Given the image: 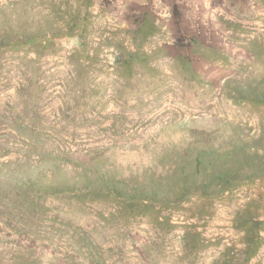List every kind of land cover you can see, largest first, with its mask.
<instances>
[{"label":"rangeland","instance_id":"obj_1","mask_svg":"<svg viewBox=\"0 0 264 264\" xmlns=\"http://www.w3.org/2000/svg\"><path fill=\"white\" fill-rule=\"evenodd\" d=\"M241 216L264 220V0H0V264H264Z\"/></svg>","mask_w":264,"mask_h":264},{"label":"trees","instance_id":"obj_2","mask_svg":"<svg viewBox=\"0 0 264 264\" xmlns=\"http://www.w3.org/2000/svg\"><path fill=\"white\" fill-rule=\"evenodd\" d=\"M177 21L180 22V18L177 15ZM70 23V22H69ZM180 25V23H179ZM69 27L72 29L78 28L81 32L80 35H82V31L86 29L85 24V18L84 17H78L77 19L73 20L70 24H68ZM156 25L154 22L149 18V15H146L142 18L141 22L136 25V29L138 33H140L141 36H149L152 33L155 32ZM38 34L32 33L31 36L27 39L26 42L28 43H35L38 41ZM182 45V44H181ZM184 45V44H183ZM135 62V54L133 51H129L127 56L125 57V60L122 64L127 69H130L132 67V64ZM131 66V67H130ZM242 217V216H241ZM238 217L236 221H240V225L242 229L251 231V249H254L255 247L259 246L261 244V235L260 230L264 228V220H255L252 217ZM250 249V251H252ZM254 253V250L251 252Z\"/></svg>","mask_w":264,"mask_h":264}]
</instances>
